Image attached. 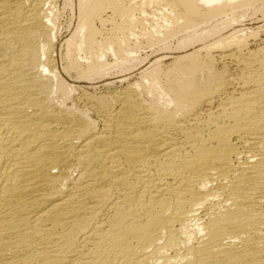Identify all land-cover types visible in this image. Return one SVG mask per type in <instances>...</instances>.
Masks as SVG:
<instances>
[{
	"label": "bare ground",
	"instance_id": "1",
	"mask_svg": "<svg viewBox=\"0 0 264 264\" xmlns=\"http://www.w3.org/2000/svg\"><path fill=\"white\" fill-rule=\"evenodd\" d=\"M51 1L0 0V264H264V55L244 51L247 30L75 96L53 65ZM77 1L61 68L77 80L125 72L140 40L184 32L180 51L264 13V0ZM216 48H234L235 74Z\"/></svg>",
	"mask_w": 264,
	"mask_h": 264
},
{
	"label": "rangeland",
	"instance_id": "2",
	"mask_svg": "<svg viewBox=\"0 0 264 264\" xmlns=\"http://www.w3.org/2000/svg\"><path fill=\"white\" fill-rule=\"evenodd\" d=\"M52 1L50 3V8L53 12L52 13L53 18H55L54 19V25H55L54 28L56 29V30L54 29L55 42H54V47H53V51H52V55H53L52 58L55 60V62L53 60V65L55 66L54 68H56L55 70H57L56 72H58L57 74H59L60 77L67 82V84H69V85L72 84L73 87L77 88L76 90H78V91L77 92L74 91V93L76 92L74 94L75 96L80 95L82 92H84L82 94H85V92H87L88 94L90 93L93 95H95V94L99 95V94H103V93L105 95L106 93L111 92V90H112V92H113V90L114 91L123 90L132 82L134 83V79H135V81L138 80L139 74H140L139 72H142L146 68H149V66H151V64L153 65V63H155L156 60L160 61L159 65L161 66V68H165L166 66L168 67L172 63L173 59L179 55H182L183 52L189 53L194 49L195 50L198 49L199 47L203 46L204 44L205 45L210 44L211 41H216L219 38H221V36L223 37L226 34L232 33V31L234 32L236 30H237V32H238V30L239 31L244 30V31H242L243 33L245 32V30H247L245 32V36L247 33L248 37L246 36V39H247L246 43L248 45L246 44V46L243 47L244 51H250L251 50L250 52H252V51L253 52L256 51L255 53L261 52L260 55H264V18H263L264 13L261 14V12H263V11H260V10H259V12L258 11L256 12L253 8L250 10L248 9L249 11H245V13L246 12L247 13L246 14L243 13L244 15H242V13L236 14L235 17H238L240 15H242V16H240L238 18H234L235 21L233 20L234 21V22L232 21L233 23L230 22L232 26L229 25L228 28H227V24H230L228 22V20L226 21L225 24L221 25L220 24V23H222L220 21L221 18H219L218 20L216 19V20L211 21L212 23L210 22V25H206L204 27H203V25L202 26L200 25V28L203 30L205 27H208V29H209L212 26H215L214 22L216 21L217 22L216 26L221 25V27H220L221 33L218 32V34H216V35L214 34V36L209 35L208 38L207 37L205 38L206 40H204V41L202 40V41L198 42L197 44L192 45V46H188L185 49L180 50V51L177 49L178 48V42L181 40L180 38H182V36H184V34H185L184 32L177 34V36H174L173 38L172 37L168 38V40H166L165 43H159L157 45L155 44L152 46L146 45L147 43H145L143 40L142 41L140 40L139 43H141V45H139V48H138L137 53H136L138 56H135V57H137L136 58L137 60L129 63V65H128L129 67L127 66V70H126L127 73H126V71L125 72L123 71V73H122V71H116V72L111 71L110 72L111 74H109L108 76L105 75V77L103 79L101 78V80H100V78L99 79L93 78V80L91 79L93 82H91V80H86V79H84V80L79 79L80 80L79 81V80H77V78H75L77 76L75 74V72H71L70 76H67L69 73L66 74L64 72V70L61 69V68L65 67V65H66V59H65V55H64L66 53V46H65L64 42L70 37L72 32L75 30L76 25L78 24V16H77L78 15L77 12L79 9L78 5H77L78 1L77 0H70V1H68V0H65V1L64 0H56V1L52 0ZM257 6H259V5H257ZM155 11H156L155 9H153L151 11L147 10L146 13H147V15H149V14L151 15V13H154ZM107 14H108V16L110 15L109 12H106L104 14V16L106 15L105 17H107ZM219 21H220V23H219ZM213 23H214V25H213ZM95 25H96V27L98 26V28L100 27V24L98 22H96ZM105 28L108 29L109 26L106 25ZM198 29H199V27H198ZM201 29H199V30L201 31ZM206 30H207V28L205 29V31ZM107 31L108 30H106L105 32H107ZM251 33H254V36H252V35L249 36ZM233 49L234 48H232V50L231 49L230 50H218V48H216V50L215 49L213 50V52L211 54H212L213 58H215L214 61L216 62L215 64H216L217 69L221 70V69H223V67H225L227 70H229L227 72H229L230 74L236 73V72H234L236 69L235 68L236 66L233 65L234 63L231 60V58L227 57L229 55L230 51H233ZM63 56H64V58H63ZM223 56H225L226 58H222ZM107 61L110 62V61H113V59L111 57H109V58H107ZM63 64H65V65H63ZM225 65H227V66H225ZM130 67L132 69V70L130 69L131 71H129V69H128ZM127 79H129V80H127ZM96 80H98V81H96ZM111 83L113 85H108ZM126 84H128V85H126ZM121 87H122V89H121ZM107 91H109V92H107Z\"/></svg>",
	"mask_w": 264,
	"mask_h": 264
}]
</instances>
